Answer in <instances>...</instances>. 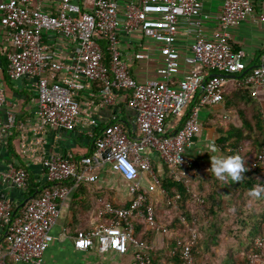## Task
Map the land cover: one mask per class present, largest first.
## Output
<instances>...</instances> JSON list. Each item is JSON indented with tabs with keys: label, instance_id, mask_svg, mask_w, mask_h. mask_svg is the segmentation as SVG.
<instances>
[{
	"label": "built area",
	"instance_id": "obj_1",
	"mask_svg": "<svg viewBox=\"0 0 264 264\" xmlns=\"http://www.w3.org/2000/svg\"><path fill=\"white\" fill-rule=\"evenodd\" d=\"M90 2L87 6L83 0H0V43L7 57L8 75L13 80L31 79L37 93V115L29 125L31 135L22 136L21 156L29 160L26 165H40L43 183L47 184L19 213L14 210L13 200L0 197V228L7 242L6 248L0 247V264H9L10 258L42 264L43 254L53 240L51 228L58 216V201L69 195L74 183L96 180L95 168L101 165H109L127 182L131 198L126 206L107 201L98 211L104 221L90 229H79L73 238L75 248H96L100 253L130 252L131 264H154L151 250L158 246L135 235L137 219H145L149 228L161 232L162 226L154 215L156 200L166 199L177 208L182 196H170L161 185L162 173L153 167L151 153H156L161 163L171 168L175 179L185 184L189 202L202 205V192L191 188L188 178L198 163L190 148L202 127V108L221 102L225 76L243 70L247 73L238 78L235 86L246 88L252 97L262 101L264 50L258 63L247 69L244 50L233 49L228 31L255 14L252 0H224L217 16L218 27L211 36L202 26L206 15L202 14L201 0ZM258 19L264 21V13H258ZM181 20L195 31L190 51L183 56L175 46ZM136 31L153 40L162 55L163 65L156 78L140 81L130 72V59L149 57L145 46L124 56L120 34ZM57 37L70 41L67 52L53 45L52 38ZM102 39L110 52L109 62L105 61ZM182 60L189 65L186 70ZM95 81L104 83L99 90L101 104L113 103L119 89L131 92L128 105L135 111L134 136L116 115L102 133L96 135L89 130L99 123L91 103L84 106L79 94L91 93ZM186 109L183 123L167 131L168 116ZM1 110L5 117H0V148L4 138L13 134L17 121L2 86ZM81 126L92 137L93 151L89 155L73 160L71 154L49 153L44 148L46 130L73 131ZM260 158L264 159V147ZM1 178L22 193L28 189L29 173L24 166L9 164ZM179 219L187 227L188 239L185 243L177 239L173 254L179 253L180 264H192L197 230L194 221L185 215L180 214ZM260 255H264V235L255 240L250 264Z\"/></svg>",
	"mask_w": 264,
	"mask_h": 264
},
{
	"label": "crops",
	"instance_id": "obj_2",
	"mask_svg": "<svg viewBox=\"0 0 264 264\" xmlns=\"http://www.w3.org/2000/svg\"><path fill=\"white\" fill-rule=\"evenodd\" d=\"M55 2V0H52ZM202 14L206 15L202 26L207 35H210L217 29V16L221 12L224 0H201ZM255 7V14H251L243 19L240 23L232 25L229 28L230 42L233 49H243L247 61V69L257 64L260 54L264 50V21L258 19V13H264V0H252ZM90 0H83V5L90 6ZM90 9L91 7H86ZM180 31L175 40V46L183 56L190 51V45L194 37V28L181 20ZM51 39L49 36H45ZM45 40L49 42L47 39ZM121 45L124 47V56L128 57L133 50L144 51L149 54L148 58L130 59L129 69L132 75L138 80L144 81L149 78L158 77V69L163 65L162 55L159 52L156 43L143 36L140 31L133 33L121 32ZM57 39V40H56ZM52 38L53 45H59L68 51L70 41L64 37ZM0 43V86L4 88L5 94L14 106V112L17 116L16 121V151L20 152L22 136L31 135L29 125L36 118L37 111V93L33 87L31 79L22 77L13 80L9 77L7 71V57L3 52ZM126 57V58H127ZM183 69L186 70L189 65L182 60ZM215 74V73H214ZM239 74L226 75V90L235 86ZM177 77V76H176ZM178 78V77H177ZM98 84L94 83L92 94L81 92L79 99L85 106V103H91L95 112V118L98 126L89 127L96 135L102 133L114 115L123 123L125 129L131 136L135 135V111L125 102V96L116 92L115 101L111 104H101V95ZM90 90V89H89ZM264 94V93H262ZM222 103L208 104L202 108L200 118L202 127L195 135V142L190 148L198 159L197 175L198 179H215L219 184L220 190L225 195H230L233 188L238 183L229 179L226 183L211 175L208 169L211 167L210 157L216 155L231 156L238 155L237 151L223 150L216 145L218 132L214 124H209L211 120V112L222 108ZM262 107L264 109V95H262ZM184 111L180 114H171L166 120L167 131H174L179 121L183 119ZM0 117L4 118V111H0ZM226 117L230 118L236 126L241 125V120L236 111L226 112ZM86 128L77 127L75 130L65 131L58 129H49L44 133V148L49 153L71 154L73 160L80 159L82 156L89 155L93 151L92 137L86 132ZM14 133V132H13ZM13 134L4 138L0 148V197H8L14 202H18L22 196V192L13 188L9 183L3 181L1 174L7 169L8 165L13 161L10 159V151L8 139ZM152 164L158 167L157 171L162 173V165L158 155L151 153ZM22 158V156H21ZM26 164L28 159H23ZM17 161V160H16ZM14 163V162H13ZM154 165V164H153ZM29 169L32 171L36 179L43 182V176L40 173V165L30 162ZM154 167V166H153ZM155 168V167H154ZM96 180H84L74 183L71 192L64 199L58 201V216L56 222L51 228L53 240L43 254L42 264H131L132 254H120L115 251L100 253L96 248L83 251L75 248L73 238L79 229H90L94 225L104 221V216H99L98 211L107 201H112L117 206L128 205L131 195L128 190L127 182L109 165H101L95 168ZM196 177V176H195ZM144 184L148 183L147 176L143 180ZM156 245L162 247L165 243V234L158 232L156 235ZM0 247L6 248L5 233L0 228ZM9 264H31L19 262L13 259L8 260Z\"/></svg>",
	"mask_w": 264,
	"mask_h": 264
},
{
	"label": "trees",
	"instance_id": "obj_3",
	"mask_svg": "<svg viewBox=\"0 0 264 264\" xmlns=\"http://www.w3.org/2000/svg\"><path fill=\"white\" fill-rule=\"evenodd\" d=\"M101 43L105 61L109 62L110 52L107 43L103 39ZM246 73L243 70L238 78ZM95 83L99 89L104 85L101 81ZM117 92L125 96V102L129 101L131 97L129 90L119 89ZM220 103L223 105L222 108L211 112L208 125L214 124L219 134L216 145L223 150H230L231 153L236 150L244 161L246 171L243 173V179L236 184L230 196H227L220 190L217 180L198 179V164H195L188 177L189 185L202 192L205 199L202 205H196L189 202L185 184L175 179L171 168L163 164L161 185L168 190L170 196L180 193L182 197L178 200L177 208L166 199H157L155 202V220L162 226L161 232L165 234V243L162 247L151 250L154 264H180L179 253L173 254L174 246L177 239H181L183 243L188 239L187 227L179 219L180 214L185 215L191 222L194 221L197 230V241L192 248L194 254L192 264H197L207 255H217V250L221 251L220 264H249V255L255 251V238L264 235V159L260 158L264 147L262 101L252 97L246 88L233 86L223 92ZM187 111L186 109L184 113ZM232 111L238 113L242 122L240 126H236L226 117V112ZM185 118L186 114L178 123L182 124ZM15 137L16 129L7 140L10 159L16 166L26 167L29 173L27 191L22 193L18 202H14V210L19 213L25 206L22 205L24 199L29 196L37 198L47 184L36 179L26 166L21 154L16 151ZM153 164L155 169H158L155 163ZM251 192L258 195H251ZM157 233L156 229L147 226L145 219H137L135 235L138 238L156 243Z\"/></svg>",
	"mask_w": 264,
	"mask_h": 264
},
{
	"label": "clouds",
	"instance_id": "obj_4",
	"mask_svg": "<svg viewBox=\"0 0 264 264\" xmlns=\"http://www.w3.org/2000/svg\"><path fill=\"white\" fill-rule=\"evenodd\" d=\"M211 167L208 169L211 175L215 176L225 183L231 179L239 182L243 179V173L246 171L244 161L239 155L221 156L216 155L210 157ZM251 195H258L256 192H251Z\"/></svg>",
	"mask_w": 264,
	"mask_h": 264
},
{
	"label": "rangeland",
	"instance_id": "obj_5",
	"mask_svg": "<svg viewBox=\"0 0 264 264\" xmlns=\"http://www.w3.org/2000/svg\"><path fill=\"white\" fill-rule=\"evenodd\" d=\"M230 196V195H228ZM261 235L257 236L255 240L260 237ZM221 253L220 250H217V255H207V257H203L197 264H220L221 263V256H219ZM250 256V255H249ZM250 264V263H249ZM252 264H264V255H260L259 257H256L254 259V262Z\"/></svg>",
	"mask_w": 264,
	"mask_h": 264
},
{
	"label": "water",
	"instance_id": "obj_6",
	"mask_svg": "<svg viewBox=\"0 0 264 264\" xmlns=\"http://www.w3.org/2000/svg\"><path fill=\"white\" fill-rule=\"evenodd\" d=\"M215 74H216V73H215ZM230 75H231V74H230ZM231 76H233V75H231ZM30 198H31V196L25 198L24 201L22 202V205H24V204H25Z\"/></svg>",
	"mask_w": 264,
	"mask_h": 264
}]
</instances>
